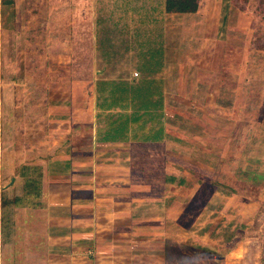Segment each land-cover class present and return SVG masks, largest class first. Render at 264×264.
Wrapping results in <instances>:
<instances>
[{
    "label": "crops",
    "instance_id": "1",
    "mask_svg": "<svg viewBox=\"0 0 264 264\" xmlns=\"http://www.w3.org/2000/svg\"><path fill=\"white\" fill-rule=\"evenodd\" d=\"M19 1L0 0V6L6 9L16 3L18 7ZM77 1L76 11L64 14L68 29L61 42L64 51H49L47 42L41 46L40 65L49 68L55 60L69 68L83 65L88 56L90 67L120 70L108 74L94 69L89 92L86 86L77 92L84 97L83 106L61 107L56 110L64 116L61 119L46 114L45 133L56 126L59 138L46 139L38 157L26 160L11 153L8 147L16 143H8L0 128V264H170L171 259L176 264L182 244L203 248L198 239H191L194 233L186 239L182 233L188 235L197 223L195 214L211 207L205 194L224 190L211 179L224 157L225 141L217 139L220 151L211 150L207 145L213 136L207 132L215 109H224L225 81L212 66L203 65L209 51L205 41L183 45L182 40L183 16L197 17L205 0L199 1L197 11L187 13L168 12L166 0H125V11L116 10L111 16L114 39L107 42H103L101 0ZM207 1L212 7L205 20L217 19L218 27L223 0ZM23 14L15 12L11 19L21 20L22 25ZM2 18L10 17L0 13ZM33 24L34 20L23 32L21 27L5 29L0 23V93L4 96L10 93L7 84L19 82L15 73L2 69L17 65L8 51L17 50L22 35L38 50ZM207 30L206 26L200 32ZM83 38L89 39V45ZM134 67L141 75L132 74ZM166 67L175 74H164L160 68ZM186 68L197 69L196 77L188 75ZM84 80L67 76L65 83L82 87ZM62 93L63 98L70 92ZM52 94L49 90L48 97ZM0 113L5 114V108ZM262 174L254 173L251 181L260 182ZM224 204L216 211H230V203ZM192 216L195 219L187 224ZM218 226L211 224L206 236L204 228L200 233L213 239ZM172 227L177 234L167 232ZM151 246L159 252L151 254ZM203 249L208 256L217 253Z\"/></svg>",
    "mask_w": 264,
    "mask_h": 264
},
{
    "label": "rangeland",
    "instance_id": "2",
    "mask_svg": "<svg viewBox=\"0 0 264 264\" xmlns=\"http://www.w3.org/2000/svg\"><path fill=\"white\" fill-rule=\"evenodd\" d=\"M77 2V0H20L18 7L16 3L13 6H7L6 9L0 6L2 16L5 13L10 17L0 19L3 28L12 29L14 26L24 29L31 26L34 20L31 28H36L38 33V50L34 45L29 44V37L25 39L22 35V40L17 39L19 42L16 45L17 50L8 51L10 58H16L17 65L13 68L10 66L2 68L5 73L11 70L8 74L15 73L19 79L16 86L7 84L6 90H10L9 95L4 96V93H0V97L3 95L0 106L3 110L5 108V114L0 113V128L2 134L6 132L4 135L7 141L16 143V146L8 148L20 159L28 160L32 156L38 157L43 153L42 150H45L46 139L59 138L56 133H59L60 129L56 126L52 127L51 132L45 133L46 114L49 113L52 117L61 119L64 116L56 114V110H61V107L83 106L81 98L84 97L79 93L85 86L86 92H89L91 78L95 77L92 73L94 69H104L108 74L110 70L114 73L120 70L115 67H90L88 56H85L83 65L75 64L69 68L61 67L55 60L49 68L40 65L44 59L41 46L47 42L50 44L49 51H52L51 49L64 51L61 42H65L64 38L68 31L67 18L64 14L68 12L72 14L76 11ZM207 2L205 0L202 11L197 17L186 19L183 16L182 40L183 45H195L205 41L209 51L203 58L205 62L203 65L212 66L221 73L225 81L226 91L222 95V101L226 107L224 106V109H219V111L215 109L211 115L213 121H209L211 126L208 127L207 132L208 135L213 136L214 140L208 141L209 149L220 151L216 141L221 138L225 141V146L221 149L224 157L220 156L223 160L219 158L217 170L211 179V182L221 184L220 187L224 190L211 195L205 194L209 196L211 207L195 214L198 219L197 223L192 226L188 235L183 231L181 238L186 239L190 233H194L190 236L191 239L196 238L203 248L216 251L215 256L217 257L195 254L188 252L187 248H182L181 260L176 261V264H225V261L226 264H264V179L255 183L250 177L247 178L249 173L251 175L256 172L264 173V0H223V18L221 17V23L218 24L223 31L219 34H216L217 19L210 18L208 23L205 20L207 10L212 7V3ZM118 3L117 5L115 0H101L99 7L103 18L101 19L103 42L114 39V34L110 32L115 22V19H111L113 12L125 11V0H119ZM156 4V2H151L150 6L156 7ZM140 6L142 8V5ZM214 9L216 10L215 6L212 10ZM18 11L24 12L22 25H20L21 20L18 23V19L14 22L11 19V14ZM206 26L208 33H201V30L205 32ZM25 30L27 29L23 32ZM111 31L115 32V28ZM83 41L86 42L85 45L90 43L89 39L83 38ZM186 51L187 47L183 53ZM45 52L47 54V51ZM190 54H193V51ZM47 55L54 59L57 57L56 54ZM1 58L3 59L0 55ZM7 61H9V56ZM166 68H160V70H164V74L167 75L175 74L172 69ZM131 69L132 74L139 73L138 68ZM186 70L189 69L186 68ZM196 74H198L197 69L188 72V75L193 77H196ZM67 76L69 79L73 77L85 79V84L83 83L82 87L72 82L70 85L66 84ZM186 76L187 74L183 77L186 78ZM53 78L54 82L49 83V80ZM49 90L53 92L51 98L48 97ZM67 90L70 92L68 97L66 95L62 98V91L66 93ZM77 92H79L78 96ZM197 101L203 102L199 98ZM86 105L88 107V103ZM50 107L53 108L52 112H50ZM188 108L191 110L190 107ZM212 144L213 146H210ZM193 178L196 177L193 176L192 180ZM21 185L22 181L17 187L20 188ZM197 193L199 195L198 191ZM223 202L230 203V211H216L224 204ZM194 219L193 216L189 218L186 221L187 224H191ZM213 223L215 225L219 223L214 230L217 234L213 239L204 237L208 234L205 232L213 229L210 228ZM236 223L238 224L235 226ZM238 225L240 226L237 227ZM202 228L204 231L201 230ZM167 232L172 235L178 233L176 227L167 228ZM232 236L235 242H231ZM237 239L242 240L238 249L228 260H225L231 247L237 245ZM156 252H159L158 248L151 246L150 253ZM170 264H173V259Z\"/></svg>",
    "mask_w": 264,
    "mask_h": 264
},
{
    "label": "trees",
    "instance_id": "3",
    "mask_svg": "<svg viewBox=\"0 0 264 264\" xmlns=\"http://www.w3.org/2000/svg\"><path fill=\"white\" fill-rule=\"evenodd\" d=\"M199 1L200 0H166L165 6H166V10L168 12H179V13L195 12L198 10ZM248 175L249 176H247V178H249V177L252 178V175L250 173ZM262 175L264 176V174H262ZM235 245L232 246L231 249L233 247H235ZM182 248H187L188 252H192L195 254H203V255L209 254L208 251L201 249V248L193 247L189 244H182L180 246L181 252H182ZM182 254H183V252H182Z\"/></svg>",
    "mask_w": 264,
    "mask_h": 264
}]
</instances>
